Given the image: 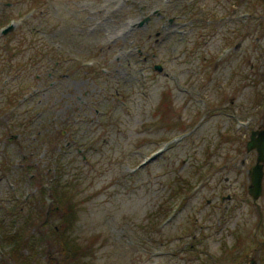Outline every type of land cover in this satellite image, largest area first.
Listing matches in <instances>:
<instances>
[{"label":"rangeland","instance_id":"374dc122","mask_svg":"<svg viewBox=\"0 0 264 264\" xmlns=\"http://www.w3.org/2000/svg\"><path fill=\"white\" fill-rule=\"evenodd\" d=\"M7 19L0 219L33 264L62 262L54 180L86 264H264L246 150L264 129V2L0 0Z\"/></svg>","mask_w":264,"mask_h":264},{"label":"trees","instance_id":"16d2710c","mask_svg":"<svg viewBox=\"0 0 264 264\" xmlns=\"http://www.w3.org/2000/svg\"><path fill=\"white\" fill-rule=\"evenodd\" d=\"M259 2L263 3L264 0H259ZM8 22V19L0 20V29L5 28ZM53 183V188L48 191L47 195V197L52 200V205H48L47 208L50 207V214L58 215L59 218H61L60 225L56 226L55 232L53 231V233H55V235L57 236L60 235L59 233H62L65 239H63V241H60V254L62 262H55L49 260L47 264H72L75 260L79 261L78 263L73 264H86V262L82 260L83 257H80L81 254H78L76 248L73 246L72 243H70V238L67 237V234H69L70 228H72L75 221L74 215L76 205H73L71 201L73 197L71 194L67 195L68 192L66 190H63V192L57 190L56 185L58 184V182L56 180H54ZM45 191L46 190L44 188L39 190L41 195H45ZM1 223L2 221L0 219V238L1 242H5V244L2 245V248L5 249L6 247H9L6 253V255H8L9 260L13 264H33L34 255L29 254L25 256L23 254L24 250L26 249L34 253L33 247L31 245H28L29 239L22 238V235L16 231L14 233L7 232L6 234V231L3 229ZM9 238H11L13 242H8L11 241Z\"/></svg>","mask_w":264,"mask_h":264},{"label":"water","instance_id":"95a60500","mask_svg":"<svg viewBox=\"0 0 264 264\" xmlns=\"http://www.w3.org/2000/svg\"><path fill=\"white\" fill-rule=\"evenodd\" d=\"M12 30V27L3 31V34H7ZM157 71H161L160 68H156ZM246 150L255 151L256 164L250 171V187L249 195L253 199H257L262 193V180H263V165H264V130H256L250 133L249 141L246 143Z\"/></svg>","mask_w":264,"mask_h":264}]
</instances>
